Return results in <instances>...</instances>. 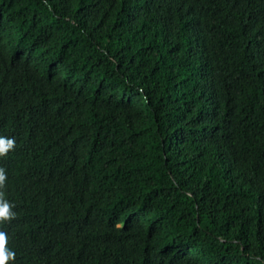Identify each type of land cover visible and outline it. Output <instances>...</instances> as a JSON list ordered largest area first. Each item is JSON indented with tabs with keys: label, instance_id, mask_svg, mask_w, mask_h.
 Instances as JSON below:
<instances>
[{
	"label": "trees",
	"instance_id": "obj_1",
	"mask_svg": "<svg viewBox=\"0 0 264 264\" xmlns=\"http://www.w3.org/2000/svg\"><path fill=\"white\" fill-rule=\"evenodd\" d=\"M5 264H264V0H0Z\"/></svg>",
	"mask_w": 264,
	"mask_h": 264
},
{
	"label": "clouds",
	"instance_id": "obj_2",
	"mask_svg": "<svg viewBox=\"0 0 264 264\" xmlns=\"http://www.w3.org/2000/svg\"><path fill=\"white\" fill-rule=\"evenodd\" d=\"M15 141L12 137L0 136V155H4L9 149L14 147ZM6 173L0 169V185L4 183ZM11 204L0 196V222L14 216L15 212L11 211ZM6 242V236L0 232V264H5V261L11 260L14 257V252L11 250H2Z\"/></svg>",
	"mask_w": 264,
	"mask_h": 264
}]
</instances>
